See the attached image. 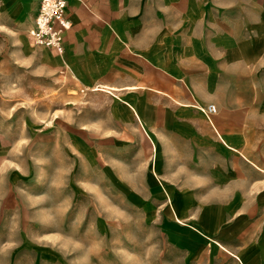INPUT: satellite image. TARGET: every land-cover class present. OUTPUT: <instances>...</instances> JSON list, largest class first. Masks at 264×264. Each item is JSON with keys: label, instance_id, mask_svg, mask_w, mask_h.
Listing matches in <instances>:
<instances>
[{"label": "rangeland", "instance_id": "374dc122", "mask_svg": "<svg viewBox=\"0 0 264 264\" xmlns=\"http://www.w3.org/2000/svg\"><path fill=\"white\" fill-rule=\"evenodd\" d=\"M69 3L76 58L30 42L36 0H0V264H241L193 228L203 209L187 178L155 174L143 127L153 138L156 107L161 118L172 100L146 87L94 89L144 84L131 79L143 66L125 65L104 39V16L170 1ZM242 88L251 126L261 125L248 147L264 159V79Z\"/></svg>", "mask_w": 264, "mask_h": 264}, {"label": "crops", "instance_id": "0c3cea01", "mask_svg": "<svg viewBox=\"0 0 264 264\" xmlns=\"http://www.w3.org/2000/svg\"><path fill=\"white\" fill-rule=\"evenodd\" d=\"M167 1L169 8L135 12L123 5L118 16H104V39L122 51L125 65L145 71L131 77L144 84L108 89L146 87L172 100L159 107L161 118L156 107L153 138L143 127L157 156L156 176L187 178V192L203 209L193 228L241 264H259L250 258L264 257V159L248 146L261 125L251 126V95L244 97L242 83L264 79V0ZM66 2L71 26L61 54L76 58L81 27L73 29ZM37 6L38 0L33 17ZM209 103L216 111L206 115Z\"/></svg>", "mask_w": 264, "mask_h": 264}, {"label": "built area", "instance_id": "2783aa9c", "mask_svg": "<svg viewBox=\"0 0 264 264\" xmlns=\"http://www.w3.org/2000/svg\"><path fill=\"white\" fill-rule=\"evenodd\" d=\"M70 26L66 0H38L37 10L27 31L28 38L35 46L62 53L64 34ZM202 111L206 115L215 112V104H207Z\"/></svg>", "mask_w": 264, "mask_h": 264}, {"label": "bare ground", "instance_id": "6f19581e", "mask_svg": "<svg viewBox=\"0 0 264 264\" xmlns=\"http://www.w3.org/2000/svg\"><path fill=\"white\" fill-rule=\"evenodd\" d=\"M6 2V1H5ZM6 3H10V2H6ZM21 3V2H20ZM18 4V3H17ZM16 7V6H15ZM18 11V10H17ZM20 12V11H19ZM26 47V46H25ZM27 49V48H26ZM60 63V62H58ZM94 89H98V90H107L108 86L107 84L104 83H97V85L94 87Z\"/></svg>", "mask_w": 264, "mask_h": 264}]
</instances>
